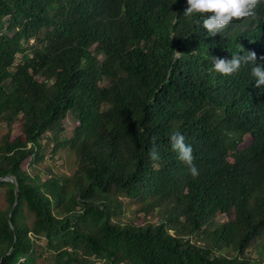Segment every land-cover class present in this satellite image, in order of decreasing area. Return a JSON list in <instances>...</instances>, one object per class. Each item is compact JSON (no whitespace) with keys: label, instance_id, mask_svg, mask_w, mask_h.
<instances>
[{"label":"trees","instance_id":"16d2710c","mask_svg":"<svg viewBox=\"0 0 264 264\" xmlns=\"http://www.w3.org/2000/svg\"><path fill=\"white\" fill-rule=\"evenodd\" d=\"M187 6L0 0V264H264V86L213 64L264 65V0L216 36Z\"/></svg>","mask_w":264,"mask_h":264},{"label":"clouds","instance_id":"9594fccd","mask_svg":"<svg viewBox=\"0 0 264 264\" xmlns=\"http://www.w3.org/2000/svg\"><path fill=\"white\" fill-rule=\"evenodd\" d=\"M261 0H187L185 17L199 14L203 17L202 26L211 36L223 33L234 20L256 18V8ZM179 58V55L177 56ZM253 64L251 74L255 78L256 87L264 86V65L257 63V53L249 50L245 56L232 55L228 58H214L213 64L216 72L230 76L237 73L242 64ZM171 146L178 154V159L189 167L193 177L199 175L194 165L193 148L185 143V137L179 132L170 133ZM152 161L159 159V154L153 141V148L149 152Z\"/></svg>","mask_w":264,"mask_h":264},{"label":"rangeland","instance_id":"374dc122","mask_svg":"<svg viewBox=\"0 0 264 264\" xmlns=\"http://www.w3.org/2000/svg\"><path fill=\"white\" fill-rule=\"evenodd\" d=\"M0 32H3V30H0ZM71 122H72V120L69 119L66 124L70 126ZM46 158H47L46 162H48L49 156L47 155ZM64 162H65V159L62 158V159H58L57 163H58V165H60V164L62 165V164H64ZM122 200H123V202H127L126 206L129 209L134 208L133 205L130 203L131 201H129L128 198L124 197V198H122ZM128 214L132 218L133 221H137L140 218V216H143V215H133L132 212H128ZM145 219H147V218H145ZM148 219H150V221L157 222L159 218L157 216H150V217H148ZM252 253H253V256L257 255V253L254 251ZM93 264H100V262L98 260H96Z\"/></svg>","mask_w":264,"mask_h":264},{"label":"water","instance_id":"95a60500","mask_svg":"<svg viewBox=\"0 0 264 264\" xmlns=\"http://www.w3.org/2000/svg\"><path fill=\"white\" fill-rule=\"evenodd\" d=\"M0 179L8 180V181H11V182L15 183L16 195L18 196V193H19V185H18L16 179L13 176L7 175L5 177H1Z\"/></svg>","mask_w":264,"mask_h":264}]
</instances>
